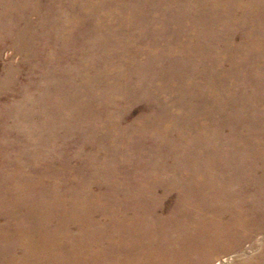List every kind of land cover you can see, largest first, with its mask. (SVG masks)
<instances>
[{
	"label": "bare ground",
	"instance_id": "6f19581e",
	"mask_svg": "<svg viewBox=\"0 0 264 264\" xmlns=\"http://www.w3.org/2000/svg\"><path fill=\"white\" fill-rule=\"evenodd\" d=\"M45 1L47 3L15 0L8 6L4 16L14 27L12 39L31 41L28 19L34 15L39 31L48 27L58 30L59 36L53 39L61 45L59 53L65 54L70 50L68 45L76 44L77 59H89L79 67L82 75L90 70L97 53H111L119 60L124 52L144 55L139 69L168 75L175 81H179L183 73L199 79V83L183 85L181 96L176 100H183L189 112L203 118L201 123H186L170 140L160 144L159 150L146 151V157L135 151L129 142L125 145L124 133L102 137L115 146L112 155L119 168L122 167L120 158L127 161L131 151L134 160L153 163V177L137 182L130 194L106 195L99 182L90 177L87 180L84 172L90 175L94 167L101 166L89 160H81L80 168L68 165L66 171L64 162H70L69 159L33 161L29 153L0 152V264L225 263L229 256L220 257V254L231 251L249 232L264 227V84L259 81L254 66L258 59H264V42H261L264 33L258 29L259 26L264 28V0H226L223 6L218 0H206V3L203 0H153V13L159 14L157 22H163L168 16L173 18L166 3L176 1L179 4L172 7L173 12L194 7L202 21L195 18L189 22H200L199 28L216 20L225 27L222 31L237 33L242 39L237 53L244 55L245 52L250 62L247 78L243 79L238 73V77H232V83L225 70L221 71V77L209 74L210 68L205 62L198 70L192 60L186 65L184 61L198 46L193 34L180 42L170 41L166 49L172 59L163 65L155 64L156 61L153 64L150 58L162 56L149 50L148 44L155 42L153 37L148 41L138 40V34L123 25L126 19L132 22L138 13L148 18L138 0ZM4 2L6 0H0V4ZM144 3L151 5L152 1L144 0ZM219 13H224L228 19L227 26L222 23L224 18L220 21ZM151 18L148 20L153 22L154 17ZM23 21L26 22L23 24ZM1 23L0 18V26ZM214 35L220 36V32ZM251 35L257 36L259 41L250 40ZM88 41L95 46L94 52L86 49ZM129 42L138 43V47L129 50ZM125 64L129 67L130 63L125 61ZM262 70L264 78V68ZM239 79L247 83L238 87ZM98 81L94 74L84 78L86 88L81 97L86 102L92 97L87 84ZM204 87L210 88L208 94L203 92ZM59 88L55 86L50 91L59 93ZM73 98L71 100H77ZM253 98L256 108L249 105ZM88 108L89 103H82L77 110L83 113V109ZM254 113L257 118L253 117ZM37 116V112L24 115L26 118ZM157 118L154 116L151 123L146 115L137 118L142 131L156 127L154 134L144 139L145 143L147 139L151 141V147L158 146L156 138H170L167 129L160 128L161 119ZM89 123L83 128L85 135L92 130ZM127 131L134 143L142 141L140 130L137 133L134 127H127ZM9 137L19 139V135L9 129L0 131V150L14 148L10 142H5ZM43 139L52 140L61 151L58 140L48 136ZM56 146L54 149H59ZM179 146L193 150L175 161L178 167L173 161L171 164L161 161L165 155L175 153ZM48 149L45 142L36 151L41 157ZM239 152L245 153L240 156ZM129 172L125 168L116 180L128 185L125 181L131 174L136 177L133 170ZM112 184H107V188ZM152 194L153 197L148 196ZM116 201L124 206L116 207ZM240 263L264 264V249L253 260L237 264Z\"/></svg>",
	"mask_w": 264,
	"mask_h": 264
},
{
	"label": "rangeland",
	"instance_id": "374dc122",
	"mask_svg": "<svg viewBox=\"0 0 264 264\" xmlns=\"http://www.w3.org/2000/svg\"><path fill=\"white\" fill-rule=\"evenodd\" d=\"M14 1L6 0L0 4L2 21L0 26V131L6 129L13 131L19 135V141L13 137L5 139V142H10L14 148L9 150L2 148L0 152L23 155L29 153L28 155L33 161L45 159L52 162L60 159L68 161L69 159L71 162L72 159L71 163L64 162L63 169L66 171L68 165L80 168L78 165H80L81 160H89L93 164L101 166L94 167L90 175L84 172V177L87 180L90 177L99 182L106 195L115 196L116 194L119 195V192L132 193L136 189L137 182L145 181L147 177H153V163L146 160L142 163L134 160L131 151L127 154V161L120 158L122 167L119 168L116 165L115 156L112 155L115 146L113 143L104 141L102 137L105 135L113 136L117 132L124 133L126 135L124 138L126 140L125 145L129 142L133 149L136 148L135 151H140L145 157L146 151L159 150L160 144L170 140L176 135V131L181 130L186 123H201L200 120L203 117L200 114L196 115L193 111L189 112L186 109L187 103L182 102L183 100H176L181 96L180 92L183 85L199 83V79H194L183 73L180 80L175 81L171 76H161L147 69H139L138 65L143 63L145 56L132 55L129 52H124L121 60L111 53L105 55L97 53L93 59V64L91 62L90 70L88 69L82 75L79 73V67L86 64L89 59H77L79 48L76 44L73 47L71 44L68 45L70 50L65 54L59 53L58 50L61 49V45L57 39H53V37L59 36L58 30L55 27H48L39 31L38 26L40 25L34 15L28 19L31 25L29 30L32 36L31 41L22 39V42H19L12 39L14 27L4 14L8 6ZM151 1V5L145 4L144 0H138V3L142 12L146 10L148 18L154 17L153 22L138 13L135 14L132 22L126 19L123 21V25L127 28L130 26L132 33L138 34V40L144 41L143 39H145L148 41L149 38L153 37L155 42L149 40L152 42V44H148L149 50L152 54L162 55L159 58H150L153 64L156 61L155 64L161 62L163 65L172 59V54L166 49L170 41L180 42L184 40L185 36L193 34L198 46L196 52H192L191 56L188 55V59L184 61L186 65L193 61V65L196 64L195 67L198 70L202 68L201 66L205 62V65L210 68L209 74H217L221 77V71L225 70L229 74L231 83L232 77H238V73L242 74L243 79L247 78L250 59L245 52L244 55L237 53V47L242 43V39L236 35L237 33L222 31L221 28L225 27L216 20L199 28L198 24L202 19L199 17V13L196 15L194 7L173 12L175 8L172 9V7L179 4L176 1H167L166 3L167 8H170L167 9L170 11L169 15L173 18L168 16L163 22H157L158 20L155 19H159V14L153 13V0ZM218 1L222 6L223 3H227L226 0ZM253 1L260 2L262 0ZM43 2L47 3L45 0ZM202 2L206 3V0ZM207 7H209L208 4ZM190 16L193 17L190 18ZM195 18L196 21L200 22H189L190 19ZM221 18H224L225 21L222 23L227 26L229 21L224 13H219L220 21ZM25 22L21 23L24 24ZM258 29L261 31L260 33H264L263 27L259 26ZM219 32L220 36L214 35V33ZM37 33L38 36H36ZM173 33H175L174 36ZM250 38H253L250 39L252 41H259L257 36L251 35ZM261 42H264V38ZM137 44L136 42H129L127 48L129 50L135 49L138 47ZM86 49L94 52L95 46L88 41ZM225 58L227 61L224 60ZM201 59H203L202 62H199ZM229 60H234V62L230 63ZM125 61L130 63L129 67L126 66ZM254 66L259 81L264 84L263 74H261L264 68V59H258ZM182 69L181 67L180 72ZM192 70L194 71V68ZM91 74H94L99 81L92 83V85L87 84L92 97L89 102H86L81 97L85 87L83 81L87 75ZM54 76L57 78L53 79ZM243 79L238 80V87L247 83V80ZM55 86L61 87L58 89L60 90L59 93L50 91ZM204 88L203 92L208 94L210 88ZM73 97H76L77 100H71L74 99ZM253 100L254 98L249 101V105L256 108V102ZM199 102L197 101L198 104ZM82 103H89V108L86 111L83 109V113L77 110L78 104ZM30 112H37L38 116L34 118L24 117L26 113L29 114ZM5 115H7L6 118ZM144 115L149 117L150 123L153 122L154 116L161 119L160 128L167 129L170 138H156L157 147L155 145L151 147L152 143L149 139L145 143V137L147 135L151 137L150 134H154L156 127L154 130L146 131L143 129L142 131L137 118ZM253 115L254 118H257L255 117L257 114L254 113ZM121 120L123 122H120ZM146 120L148 119L146 118ZM89 122H91L92 130L85 135L83 128ZM80 126L82 128L79 130ZM127 127H134L138 131L137 133L140 130L142 141L134 143ZM44 136L58 140L62 146L61 151L60 147L56 146L52 140L50 142L48 139H43ZM45 142L49 149L43 151L40 157L39 151L36 150L41 148ZM237 145H241L239 141ZM54 146L59 149H54ZM191 150L193 149L187 146H179L175 153L165 155L161 161L171 164L172 161L175 162L184 157ZM244 153L239 152L240 156ZM178 164L175 162L174 166L178 167ZM56 167L59 168V166ZM125 168L129 169L130 174L132 170L136 174V177L131 174L125 181L128 185L116 180L123 175ZM112 182L113 184L108 189L107 184ZM94 187L93 189H95ZM148 196L153 197V194ZM116 204L118 208L124 206L117 201ZM151 225H153L152 221ZM253 231L256 232L246 234L243 241L234 246L231 251L229 250L224 255L220 254V257L229 256L227 261L221 264H237L245 260L249 262L264 249V227ZM148 239L153 244L150 238ZM211 262L213 263L214 260Z\"/></svg>",
	"mask_w": 264,
	"mask_h": 264
}]
</instances>
